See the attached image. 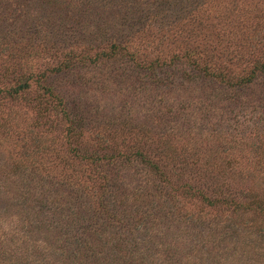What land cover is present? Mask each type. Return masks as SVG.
I'll return each instance as SVG.
<instances>
[{
    "label": "rangeland",
    "instance_id": "obj_1",
    "mask_svg": "<svg viewBox=\"0 0 264 264\" xmlns=\"http://www.w3.org/2000/svg\"><path fill=\"white\" fill-rule=\"evenodd\" d=\"M0 2V264H264V0Z\"/></svg>",
    "mask_w": 264,
    "mask_h": 264
},
{
    "label": "trees",
    "instance_id": "obj_2",
    "mask_svg": "<svg viewBox=\"0 0 264 264\" xmlns=\"http://www.w3.org/2000/svg\"><path fill=\"white\" fill-rule=\"evenodd\" d=\"M8 11V10H7ZM0 14H2V11H1V2H0ZM34 28H37V27H34ZM140 29H143V27L142 28H140ZM137 31H139V30H134L133 32H131L130 34H127V35H125V36H122V37H125V38H127V39H123V40H121L120 42L122 43V42H124V41H126L127 42V40L129 39V38H131L133 35H135L136 33H137ZM2 32V31H1ZM0 32V42H2V41H11L9 38H8V36H6V33H1ZM24 36L25 35H20V34H18V36H17V40H15V41H18V40H21V39H23L24 38ZM36 40H39V37L38 38H36L35 39V41ZM114 43V42H113ZM69 47H71V45L69 46ZM261 69H264V65L263 66H259ZM264 83V82H263ZM27 86H23V84H20V86H19V88H15V90H14V93L15 94H17V93H25L26 91H27ZM45 90H46V92L48 93V95H51V94H53V96H57L58 94L56 93V92H53L52 90H53V88H45ZM61 98V97H60ZM59 101H61V99H59ZM64 103H63V100H62V105H63ZM64 109V108H63ZM65 113H63V115L64 116H66L67 117V119L72 123V124H75V120H74V114L73 115H69V116H67V114H68V111L65 109V111H64ZM70 129V131H71V133L73 134V135H75V136H77V135H79L80 133H81V135H82V131L84 130V128H82V130H80V129H76L74 126H72L71 125V128H69ZM18 165V164H17ZM15 169H17V170H20V167L19 166H17V167H14ZM37 182L40 184V181H39V179L37 178ZM51 181V180H50ZM53 182V181H52ZM99 214H100V212H99ZM113 217V218H112ZM98 218H100V215H98ZM115 219L116 218V216H111V217H109V219ZM102 219V218H101ZM111 219V220H112ZM114 223V221H108L107 222V224H105L106 226L108 225V226H110L111 224H113ZM117 227H115L113 230H115L116 232H118V230L116 229ZM85 243H83V242H80V245L82 246V245H84ZM121 244H123V242L122 241H120L119 239H116V240H109V241H107L106 240V238H104V240H102V241H100L99 242V246H100V248H105V249H109V250H111L113 247H115V249H113L114 251H115V256L114 257H112L111 259H109V258H106L105 259V261L106 262H110V261H115V260H118V259H121L122 257L124 258V257H126V256H124V255H122V254H124V252L122 251L124 248H122V249H120V245ZM126 245V244H125ZM116 246H118V249H116ZM88 250L89 251H92V253L91 254H93V257L95 258L94 260L95 261H97V262H100V260H97V259H100V255H98L97 254V252H95L97 249L96 248H88ZM59 260H56V262H58ZM62 261V260H61ZM91 261V260H90ZM57 264H59V263H57ZM65 264H72V260H70V256L65 260Z\"/></svg>",
    "mask_w": 264,
    "mask_h": 264
}]
</instances>
